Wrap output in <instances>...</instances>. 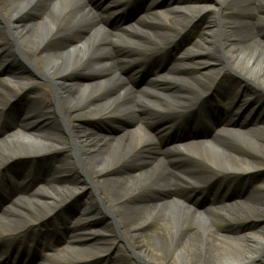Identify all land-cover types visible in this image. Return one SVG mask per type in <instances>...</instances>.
<instances>
[{"label": "bare ground", "instance_id": "obj_1", "mask_svg": "<svg viewBox=\"0 0 264 264\" xmlns=\"http://www.w3.org/2000/svg\"><path fill=\"white\" fill-rule=\"evenodd\" d=\"M96 1L0 0V73L21 67L0 78V104L13 102L22 113L0 138V173H17L16 193L0 212V237L22 235V226L32 221L50 233L28 230L29 243L13 246L0 240V262L35 247L44 253L75 215L86 233L72 231L65 254L39 264H128L121 254L113 258L119 249L110 253L111 244L101 246L109 235L130 242L137 264L263 259L264 225L248 231L239 226L264 220V184L242 201L215 204L229 193L223 176L228 168L244 177L257 171L255 159L264 155V0H167L166 11L153 0L136 22L119 29L108 25L119 13L100 17ZM124 1L108 6L119 11ZM190 25V33L199 31L197 41L168 71L139 86L141 70L178 39V27L188 31ZM212 88L217 100L209 95ZM242 90L259 108L250 128V116L237 123V113L226 108ZM210 111L220 117L211 138L161 145L172 131L206 125ZM123 121L130 125L117 135L92 127ZM24 164L28 172H18ZM205 167L214 173L202 175ZM128 169L135 173L123 174ZM37 170L38 183L30 189ZM207 195L212 202L201 208Z\"/></svg>", "mask_w": 264, "mask_h": 264}, {"label": "rangeland", "instance_id": "obj_2", "mask_svg": "<svg viewBox=\"0 0 264 264\" xmlns=\"http://www.w3.org/2000/svg\"><path fill=\"white\" fill-rule=\"evenodd\" d=\"M141 5L144 6L143 3ZM165 5H167V4H165ZM131 13L132 12L130 11L129 14H131ZM132 14H134V13H132ZM126 16H129V15H126ZM137 19H138V17H135L134 15L133 16H129L128 19H126L125 23H133V21H136ZM120 21H123V18L120 19ZM120 21H119L118 18L117 19L113 18V19L110 20L109 25L112 26V27H116V26H120V25H124L125 24L124 22H120ZM178 30H180V29H178ZM186 42L187 41H184L183 43H186ZM191 44H193V42H191L190 45ZM176 49L180 50L179 47H176ZM175 54H176L175 50L174 51H170V53L166 57V60L161 62V64L159 65V69L161 71H163V72L166 71V69L169 66L168 63L172 62L174 60V58L177 57V55H175ZM17 68H18V66L16 65V67H11L9 69H17ZM0 77H4V70L1 73ZM46 84H48V83H46ZM37 88H38V90H37L38 92L39 91L42 92V93L48 92V94H49L48 96H51L50 93L52 94L51 90L48 89V88H45L46 91L42 90L40 85H37ZM48 96L46 98L49 100ZM1 104L2 105L4 104V100L1 101ZM247 114H249V113H247ZM247 114L245 116L243 115L242 117H238L237 118V122L239 123V122L243 121V119L247 116ZM252 116L253 115H251V117ZM251 117L248 120V123H247V126H246L247 128H250L253 125V119ZM263 117H264V114H263ZM49 119H51V121H52V120H55L56 117L54 115L53 116L50 115ZM129 122L130 121H125L122 124L112 123V124H108V125L94 124L92 127L95 130L100 131V132H106V133H110L112 135H117V134H119L120 127L128 125ZM6 126L7 127H4L0 131V138L3 135H6V134L10 133L15 128L14 126H12L10 124L6 125ZM219 126H220V121L217 120V121H214L207 129H205L204 132L206 133V131H207V133H208L207 137L211 138L214 135V132H215L216 128L219 127ZM193 136L194 135L180 136L179 134L174 133L172 135H169L167 138L163 139V146H167L168 144H171V143L175 142L176 140L184 139V138L188 139V138H191ZM208 138H205V139H208ZM234 144H236V143H234ZM255 163H256V166L258 168L257 172L255 174H253L252 177L248 181H246L245 183L242 184L239 179L236 182H233L229 178H227L229 180L228 182H229V185H230V190H229L230 192L222 194V196L225 198V201L224 202H220V203H216L215 206L229 205V204H232V203H235V202L242 201L250 193H253V192L261 189V186L264 184V155L263 156H258L255 159ZM213 171H214L213 169L205 167L201 174L204 175V176L205 175L208 176L209 173H214ZM134 173H135V171L133 169H128V170L123 171V174H127V175H131V174H134ZM210 176H213V175H210ZM71 177L75 178L76 175L73 173V174H71ZM38 180H39V177L36 176L34 178V181L30 183V186H34V184L38 183ZM188 180L190 182L196 181V180L191 179V178L190 179L188 178ZM8 199H10V198H8ZM86 199L87 198L84 197L81 200V204L86 203L87 202ZM6 200L7 199L4 198V200L2 201L3 203L1 202L2 204H0V206H1L0 212H1L2 208L4 207L3 205H5L4 203L6 202ZM209 205H210V200L209 199H205L204 202H201V207L202 208H207ZM66 218H67V220L69 222L68 216H66ZM77 219H79L78 215L73 216L72 220L69 222V224L67 226H65L64 228H62V231L63 230L64 231H63L62 234H59V236H61V237L53 242V244H52L53 248H51V250H49L48 252H45L44 254H39V253H37V251L34 252L31 255L24 254V255H22L19 258V262L17 264H39L41 262H44L45 260L56 258V255H59V254L64 255L65 252H63L64 251L63 248L65 246L67 236L71 235L72 231H74L76 233L77 230H78L77 234H79L80 232H81L80 235H83V234L86 233V232H84L85 231V229H84L85 222L81 221V222L78 223ZM98 223L100 225L102 223V220H98ZM263 225H264V220L263 221H255V222H249V221L247 222L246 221L243 224H241L239 226V228L242 231H248L249 229H259ZM82 229H84V230H82ZM115 236L109 235V237H108L109 241L107 240L106 242L101 244V246L105 247V246L111 244L113 247H112V250H111L110 253L115 252L117 249L120 250L116 256L114 255V257H113L114 259L116 257L118 258V256L121 254L122 257L129 259L128 264H137L136 261L133 259V255L131 253V248L129 246L130 242L128 240H125V239L116 238L117 236L116 237ZM55 250H57V251H55ZM100 264H109V262L107 260H104ZM117 264H119V263H117ZM255 264H264V258L258 260Z\"/></svg>", "mask_w": 264, "mask_h": 264}]
</instances>
